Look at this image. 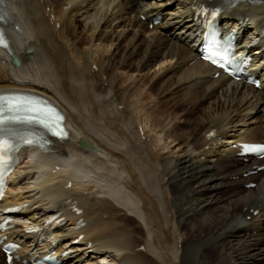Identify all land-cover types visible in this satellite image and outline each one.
Segmentation results:
<instances>
[{"label":"bare ground","instance_id":"6f19581e","mask_svg":"<svg viewBox=\"0 0 264 264\" xmlns=\"http://www.w3.org/2000/svg\"><path fill=\"white\" fill-rule=\"evenodd\" d=\"M235 1L8 0L0 94L50 99L70 130L19 153L0 202L11 264H264V157L238 144L264 143V83L197 51L202 5H221L223 28L261 40L249 72L264 80V0Z\"/></svg>","mask_w":264,"mask_h":264},{"label":"snow or ice","instance_id":"6c2138e0","mask_svg":"<svg viewBox=\"0 0 264 264\" xmlns=\"http://www.w3.org/2000/svg\"><path fill=\"white\" fill-rule=\"evenodd\" d=\"M0 45L7 47L5 43L4 33L0 32ZM208 59H212L213 63H217L216 59L212 56L206 57ZM221 59H226L222 57ZM220 66H223L221 64ZM7 106L8 111L11 112H24L27 114V123H37L41 126L47 128L49 131L53 133V135H57L60 138H63L66 133L61 126L60 121L62 117L59 116L53 109L48 107L46 104L33 100L30 98H3L0 97V124L4 123L2 117L4 115V109ZM28 143H32L31 140L27 141ZM11 145L2 137H0V154L6 152ZM246 151H255L260 150L264 151V145L259 146H245Z\"/></svg>","mask_w":264,"mask_h":264},{"label":"rangeland","instance_id":"374dc122","mask_svg":"<svg viewBox=\"0 0 264 264\" xmlns=\"http://www.w3.org/2000/svg\"><path fill=\"white\" fill-rule=\"evenodd\" d=\"M50 4H51V2H50ZM131 18L132 19H134L135 18V16L134 15H131ZM81 30V29H80ZM263 121H264V113H262V112H259V113H255L254 115H253V117H252V120H251V122L252 123H256V125H258V126H261L262 124H263ZM193 136H191V141L193 140V138H192ZM207 165H214L215 164V161H212V162H208V161H206L205 162ZM236 168V167H235ZM227 169H228V167H227ZM257 185H258V183H257ZM259 211H260V209H257L256 210V214H259ZM250 218H248V220H249ZM229 263L231 264L232 263V261H229Z\"/></svg>","mask_w":264,"mask_h":264},{"label":"water","instance_id":"95a60500","mask_svg":"<svg viewBox=\"0 0 264 264\" xmlns=\"http://www.w3.org/2000/svg\"><path fill=\"white\" fill-rule=\"evenodd\" d=\"M14 63L16 64V65H20V62H19V60H18V58L16 57V56H14ZM82 144L84 145V146H89V147H92V148H94L93 146H91V145H89L86 141H82Z\"/></svg>","mask_w":264,"mask_h":264}]
</instances>
